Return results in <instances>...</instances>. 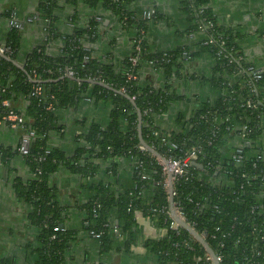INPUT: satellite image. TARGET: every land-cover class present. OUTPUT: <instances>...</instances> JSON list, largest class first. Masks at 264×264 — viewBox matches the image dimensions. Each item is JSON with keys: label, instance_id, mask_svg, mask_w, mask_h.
I'll list each match as a JSON object with an SVG mask.
<instances>
[{"label": "trees", "instance_id": "16d2710c", "mask_svg": "<svg viewBox=\"0 0 264 264\" xmlns=\"http://www.w3.org/2000/svg\"><path fill=\"white\" fill-rule=\"evenodd\" d=\"M134 1L65 0L76 7L101 5L119 18L123 29L136 30L133 50L122 58H115L112 52L102 55L96 47L105 33L101 14L94 13L80 22L75 11L68 18L71 30L63 32L55 13L59 0H39L37 19L45 28V38L26 53L22 68L14 63L22 31L12 27L6 35L3 45L13 52L0 55V128L11 127L7 116L11 111L17 113L22 123L16 128L21 139L29 141L26 154L18 150L21 141L16 147L0 145V168L10 171L12 159L21 155V165L29 174L12 180L16 199L27 208V225L37 229L34 240L25 244L33 256L28 264H69L67 252L76 233L63 228L53 230L61 226L67 209L56 187L50 184V177L61 167L82 180H93L91 195L81 207L88 216L87 232H100V256L115 249L114 220L123 236V250L130 251L137 243L135 214L140 212L166 230L162 237L142 242L154 264H212L205 260L204 247L184 228L170 227L169 194L164 185L167 176L162 173L159 157L138 149L136 107L141 113L143 139L162 157H184L191 147L199 149L193 162L202 168L190 162L173 179L172 198L185 222L197 232L203 231L209 246L220 256V264H264V240L260 239L264 234V74L254 80L248 73L249 64L238 43L243 34L217 23L206 6L207 0H180L189 23L184 34H194L209 21L213 23L204 29V40L187 59L183 58L187 52L183 48L154 50L149 46L146 33L150 21L158 16L153 13L151 19L138 18L131 8ZM0 8V18L9 19L13 8ZM55 41L59 42V50L50 54L48 47ZM203 52L212 57L213 65L209 74L198 75L192 65ZM132 57L136 62L131 61ZM146 67L153 72L146 73ZM69 68L73 77L65 74ZM157 72L162 75L159 83L151 77ZM90 79L111 88L90 83ZM195 80L209 85L217 94L215 99H199L190 115L178 114L179 128L158 126L157 116L187 98L180 91L179 81ZM38 85L41 90L34 93ZM86 99L96 107L107 108L108 114L105 121L75 117L72 130L80 132L73 134L77 146L67 155L52 142L53 137L58 140L69 130L57 111L76 110ZM4 100L7 105L2 104ZM247 100L253 106L248 107ZM241 134L242 142L249 143H243V157L236 162L232 157L235 146L228 144ZM118 157L134 161L133 185L120 191L112 189V181L94 180L103 165L110 180L115 178ZM142 172L147 175L144 179ZM147 189H151V195L145 200L143 192ZM96 204L99 206L94 213ZM0 264H14L12 255L0 252Z\"/></svg>", "mask_w": 264, "mask_h": 264}, {"label": "crops", "instance_id": "0c3cea01", "mask_svg": "<svg viewBox=\"0 0 264 264\" xmlns=\"http://www.w3.org/2000/svg\"><path fill=\"white\" fill-rule=\"evenodd\" d=\"M39 0H0V7L14 8L15 16L23 25V32L20 41V47L17 55V62L23 64V59L27 52L33 47L41 44L45 31L43 24L36 18L37 5ZM59 8L55 13L58 17L57 25L63 32H69L72 24L68 18L76 11L81 21L97 13L103 16L102 25L105 33L101 38L97 48L99 53L112 52L115 58H122L131 54L133 47V36L136 33L134 28L125 30L121 27L119 18L106 12L101 5L91 8L84 4L77 7L59 0ZM206 6L211 10L217 23L223 26L236 28L243 34L239 39V45L243 52L246 63L253 70H260L264 74V0H207ZM134 15L142 18L143 13L151 11L156 14L158 19L151 20L146 33V39L149 46L156 50H169L183 48L189 53L199 48V43L204 39L203 32L194 34H184L188 28L186 13L181 8L180 0H135L132 3ZM9 31V23L6 18H0V44L5 41ZM59 50V42L55 41L48 47L50 54ZM191 54V53H190ZM213 65V59L208 53H201L194 67L198 75L209 74ZM152 73L149 67L145 68ZM156 83L162 80V75L157 72L151 76ZM181 93L186 95V100L174 103L166 112L156 118V124L167 129L179 128L177 116L182 113L183 116L190 115L196 108L197 102L202 99L214 100L217 96L215 91L209 85H203L199 81H179ZM108 109L98 105L97 107L91 101L83 100L76 110L57 111V116L68 125L67 134L56 140L53 137L52 142L58 144L67 155L74 152L77 142L73 138L74 133L79 130H72V120L75 117H87L105 121ZM21 132L17 128L2 126L0 128V145L16 147L20 143ZM241 143V137L235 135L228 145L237 146ZM262 143L264 146V132L262 134ZM117 174L115 178H109L104 165L95 175V181H112V189L120 191L133 185L134 161L127 157H118ZM22 156L17 155L12 159L10 171L8 168H0V252L3 255H12L14 264H28L33 256L25 248V244L33 241L37 229L29 227L25 218L27 213L26 206L19 202L12 188L14 176L29 174L22 167ZM93 180H82L78 175H72L61 167L59 172L50 177V184L57 189L60 202L67 205L63 213L61 228L73 230L76 233L74 244L67 252L69 264H154V259L142 246L146 238H159L165 235L166 230L154 225L151 219L140 212L135 214L137 223V243L133 245L129 252L123 250V236L118 229L113 232L115 238V249L106 255L100 256L98 253V241L86 230L88 226V216L81 207L91 195L90 184ZM151 195V189L143 192V199L148 200ZM114 220L113 224H116Z\"/></svg>", "mask_w": 264, "mask_h": 264}, {"label": "built area", "instance_id": "2783aa9c", "mask_svg": "<svg viewBox=\"0 0 264 264\" xmlns=\"http://www.w3.org/2000/svg\"><path fill=\"white\" fill-rule=\"evenodd\" d=\"M152 12L151 11H146V12H144L143 13V16H142V18H147V19H151V17H152ZM19 22L17 21V20H15L13 17L12 18H10V20H9V24H10V26L11 27H15V28H17L18 27V24ZM212 25H213V23L212 22H208V23H206L205 25H203V27H201V29H200V31L199 32H203L204 33V29H207V28H209V27H212ZM45 29V28H44ZM45 31V30H44ZM44 38H45V36H44ZM44 40V39H43ZM208 41H211L210 39L209 40H206V41H204V43H206V42H208ZM0 52L1 53H4V54H7V53H9V54H11L12 52H13V50L9 47V46H4V45H1L0 46ZM131 61L134 63V62H136V57H132L131 58ZM248 70H249V72L248 73H250L251 74V76H252V78L254 79V80H257V79H259L261 76H262V73H261V71L260 70H253V68L252 67H248ZM65 74L67 75V76H70V77H73V74H74V72H73V70L72 69H67L66 71H65ZM89 81H94L93 79H90ZM40 90H41V86H36L35 87V90H34V93H39L40 92ZM87 100H89V99H87ZM3 103V105H7L8 104V102L6 101V100H4V101H2ZM246 105L249 107V106H253V103L250 101V100H247L246 101ZM7 119L8 120H10L11 121V127L12 128H16V127H18L21 123H22V117L19 115V114H17V113H14V112H9V114H8V116H7ZM243 128H245V126L243 127ZM33 132L31 131L30 132V134H32ZM154 134H157V130L156 131H154ZM238 136H240L241 137V143L240 144H238L237 146H235V150H234V153H233V160L234 161H236V162H238V161H240L241 159H242V157H243V148H242V146H243V143L244 144H247V143H249L248 141H244V142H242L243 140H244V138H243V134H241V135H238ZM243 138V139H242ZM164 139V138H163ZM29 141L28 140V138H26V137H23L20 141H21V144H20V146H19V148H18V150L19 151H21V154H26L27 152H28V146L26 147V148H24L23 146H22V143L23 142H25V141ZM172 146L173 147H176V145L175 144H172ZM192 149L184 156V157H167V158H165V161L166 162H164V161H162L160 158H159V163L161 164V167H162V173L165 175V176H167L168 175V173H170L171 174V177H172V180L176 177V176H178V175H180V174H182V172L184 171V169L186 168V167H188V165H189V163L190 162H193V161H195V159H196V157H197V154H198V150L199 149H196V148H194V146L193 147H191ZM138 149H140V150H146V148L142 145V144H140L139 146H138ZM46 152H48V150H46ZM261 157V154H258L257 155V158H260ZM141 174V178H145L147 175H146V173L145 172H142V173H140ZM164 185L167 187V189H168V182H167V177L165 178V180H164ZM173 195H174V191H173ZM99 206V204H96V206H95V208L93 209V212L94 213H96V207H98ZM175 209H176V212H177V214L183 219V220H185V217H184V215L182 214V212H180L176 207H175ZM169 214H170V212H169ZM171 216V215H170ZM171 221H170V227H172V228H178L179 227V224L171 217ZM188 223V222H187ZM189 224V223H188ZM190 225V224H189ZM191 226V225H190ZM192 227V226H191ZM62 228L60 227V226H55L54 228H53V230L54 231H58V230H61ZM118 230V226H117V223L116 224H112V231L113 232H116ZM89 233L94 237V238H96V239H98L99 237H100V232H95V231H93V230H90L89 231ZM199 234H201V236L202 237H205L204 235H203V231H202V233H199ZM260 239L261 240H264V234L263 235H260ZM255 246V245H254ZM253 248V247H252ZM215 253V252H214ZM257 254L259 253V251H257L256 252ZM215 255H216V257H217V259H218V261L220 262V256H218L216 253H215ZM198 260H200V257H198L197 258V260L196 261H198ZM205 260H207V261H211V263L212 264H214L213 263V261H212V259H211V257L209 256V254L207 253V255H206V257H205Z\"/></svg>", "mask_w": 264, "mask_h": 264}, {"label": "water", "instance_id": "95a60500", "mask_svg": "<svg viewBox=\"0 0 264 264\" xmlns=\"http://www.w3.org/2000/svg\"><path fill=\"white\" fill-rule=\"evenodd\" d=\"M107 24V22H106ZM104 24V26L106 25ZM0 55L5 57L4 53L0 52ZM188 54L185 52L183 54V58L187 59ZM7 58V57H6ZM8 59V58H7ZM14 63L19 66L20 68H22V64L18 63L17 61H14ZM90 83L93 84H99L103 87L106 88H111L110 86H108L107 84L103 83V82H95V81H89ZM126 97L129 98V96L127 94H125ZM130 101L132 102V104L134 105L133 100H131V98H129ZM136 112H137V116H138V124H137V130H138V138H139V142L140 144H142L146 150H148L149 152H151L152 154L156 155L157 157H159L162 161H165V158L162 157L153 147L149 146L145 140L142 137L141 134V113L140 110L136 107ZM22 146L24 148H26L28 146V141L26 140L25 142L22 143ZM192 164L198 166L199 168H202V165H200L197 162H192ZM167 182H168V202H169V212L171 217L179 224L180 227L184 228L191 236H193L206 250V252L209 254V256L211 257L212 261L214 264H220V262L218 261L213 249L211 248V246H209V244L207 243V241L205 240L204 237L201 236V234H199V232H197L193 227H191L187 222H185V220H183L176 212L175 209V205H174V200H173V180L171 177V174L168 173L167 175Z\"/></svg>", "mask_w": 264, "mask_h": 264}, {"label": "flooded vegetation", "instance_id": "af4514ba", "mask_svg": "<svg viewBox=\"0 0 264 264\" xmlns=\"http://www.w3.org/2000/svg\"><path fill=\"white\" fill-rule=\"evenodd\" d=\"M2 9H4V7H3ZM0 11H1V8H0ZM37 15H38V14H36V18L38 17ZM12 17H13L15 20H17V21L19 22V23H18L19 25H18L17 28H18V29H21V31L23 32V29H22V28H23V25H22L21 21H19V19L16 18V16H15V9H14V8L12 9L11 17H9V19L6 18V19L8 20V23H9L10 18H12ZM10 28H12V27H11L10 24H9V30H10ZM14 28H15V27H14ZM3 43H4V42H2V44H0V46L3 45ZM18 63H19V62H18Z\"/></svg>", "mask_w": 264, "mask_h": 264}]
</instances>
